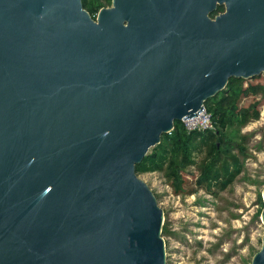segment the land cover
Returning <instances> with one entry per match:
<instances>
[{
    "label": "water",
    "instance_id": "water-1",
    "mask_svg": "<svg viewBox=\"0 0 264 264\" xmlns=\"http://www.w3.org/2000/svg\"><path fill=\"white\" fill-rule=\"evenodd\" d=\"M261 75L264 0H0V264H167L136 166Z\"/></svg>",
    "mask_w": 264,
    "mask_h": 264
},
{
    "label": "rangeland",
    "instance_id": "rangeland-1",
    "mask_svg": "<svg viewBox=\"0 0 264 264\" xmlns=\"http://www.w3.org/2000/svg\"><path fill=\"white\" fill-rule=\"evenodd\" d=\"M249 84L264 85V76L245 79L244 85ZM248 107V121L239 114L225 131L229 142L240 149L228 150V145L219 144L220 162L209 152L212 142L199 153H193L192 147L200 140L191 142L177 157L168 151L169 144L149 149L153 160L137 174L153 190L164 211L167 264H251L262 248L264 92L243 97L239 108ZM174 158L179 178H174L169 164ZM229 162L231 166H227ZM210 164L213 177L203 181Z\"/></svg>",
    "mask_w": 264,
    "mask_h": 264
},
{
    "label": "trees",
    "instance_id": "trees-1",
    "mask_svg": "<svg viewBox=\"0 0 264 264\" xmlns=\"http://www.w3.org/2000/svg\"><path fill=\"white\" fill-rule=\"evenodd\" d=\"M84 8L87 9L90 14L96 18L99 10L103 7L112 6V0H83ZM225 10L224 6H220L218 12ZM245 79L232 78L228 82L226 88L220 92L216 97L209 100L206 103L207 109L211 112L213 121L215 124L214 130H201V131H188L182 121L176 122L174 129L163 136L165 140H162L158 145L169 144V152L178 156L182 151L187 150L188 145L191 142L199 141V145L192 147L193 153H199L200 150H203V147H209V142H212L209 148V152L218 156L217 160L220 162L222 149L220 145H228L229 147H236L235 150H239L240 146L230 143L229 139L225 135V131L228 126L231 124L233 117L242 115L244 122L248 121L250 117V107L246 109L239 108V102L243 97H247L259 92H264V85L259 84H249L248 86L244 85ZM258 105V103H251V106ZM257 107V106H256ZM255 116H259V111L255 109ZM213 140H216L215 142ZM158 145L155 146L158 147ZM202 148V149H200ZM229 157V155H225ZM153 160V157H150L149 154L146 155L143 162L136 166V172H140L149 167V162ZM155 164V163H154ZM174 175V178H179V170L177 166L176 158L172 159L169 163ZM218 165V164H217ZM227 166H231V163H227ZM213 170V166L210 164L205 169V175L203 176V181H207ZM230 180V179H229ZM165 232V228L164 231Z\"/></svg>",
    "mask_w": 264,
    "mask_h": 264
},
{
    "label": "built area",
    "instance_id": "built-area-1",
    "mask_svg": "<svg viewBox=\"0 0 264 264\" xmlns=\"http://www.w3.org/2000/svg\"><path fill=\"white\" fill-rule=\"evenodd\" d=\"M184 127L188 131L214 130L215 124L211 112L206 105L197 115L183 119Z\"/></svg>",
    "mask_w": 264,
    "mask_h": 264
},
{
    "label": "flooded vegetation",
    "instance_id": "flooded-vegetation-1",
    "mask_svg": "<svg viewBox=\"0 0 264 264\" xmlns=\"http://www.w3.org/2000/svg\"><path fill=\"white\" fill-rule=\"evenodd\" d=\"M224 11V10H223ZM223 11H220V12H223Z\"/></svg>",
    "mask_w": 264,
    "mask_h": 264
}]
</instances>
